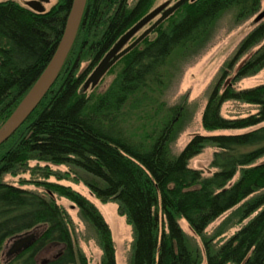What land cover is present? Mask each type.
Masks as SVG:
<instances>
[{
    "label": "trees",
    "instance_id": "trees-1",
    "mask_svg": "<svg viewBox=\"0 0 264 264\" xmlns=\"http://www.w3.org/2000/svg\"><path fill=\"white\" fill-rule=\"evenodd\" d=\"M261 1L188 0L110 68L116 75L103 92L88 94V76L154 0L133 5L129 0H87L58 78L0 145V264H88L66 212L52 196L4 181L5 174L31 160L65 164L96 196L118 203L134 232L129 264H201V247L181 227V218L200 237L207 264H264V125L258 126L264 122V83L236 85L264 67V19L241 40L202 114L207 130L257 127L196 134L175 154L172 143L190 119V110L186 103L170 106L165 100L182 66L207 46L219 20L229 12L238 22L257 15ZM71 4L59 0L38 12L15 0H0V127L49 62ZM86 61L89 67L81 72ZM229 100L254 104L258 110L225 117L221 109ZM206 146L217 148L210 175L190 166ZM47 187L78 205L103 250L100 264H117L111 229L95 204L70 186ZM224 215L208 234L207 228ZM31 230L37 231V239L5 259L6 243ZM51 251V257H40Z\"/></svg>",
    "mask_w": 264,
    "mask_h": 264
},
{
    "label": "rangeland",
    "instance_id": "rangeland-1",
    "mask_svg": "<svg viewBox=\"0 0 264 264\" xmlns=\"http://www.w3.org/2000/svg\"><path fill=\"white\" fill-rule=\"evenodd\" d=\"M15 1L29 7L28 1L30 0ZM58 1L59 0H50L49 2L44 3L45 9L49 10ZM176 1L177 0H154L148 13L165 2L173 4ZM129 2L133 5L136 0H129ZM263 9L264 0L261 1V10ZM255 17L256 15L238 22L232 12L226 13L219 20L214 34L207 46L198 55L187 61L182 66L179 74L169 87L165 94L167 104L171 106L186 103L190 110V119L184 129L180 132L177 139L172 143L171 148L173 153L177 154L181 152L196 134L213 135L222 133H241L257 127L254 126L245 129L207 130L202 124V114L206 106L209 93L215 82L220 77L226 63L235 55L241 40L256 26ZM153 34L154 33L152 32V35ZM249 55L250 54L244 56L241 62L245 61ZM88 67L89 62L86 61L82 64L80 71L84 72ZM115 75L116 70L111 73L108 71L96 87H89L87 89V93L89 94L93 91L103 92L110 85ZM230 78L231 76L228 77V79ZM262 83H264V67L253 75L241 78L236 85L239 88H247ZM257 110L258 107L254 104L229 100L223 104L221 112L225 117L233 118L246 116L257 112ZM261 125H264V122L258 126ZM216 150L217 148L214 146H206L202 152L190 160V166L202 169L205 175L212 174L215 169L211 167V161ZM262 160H264V157ZM69 171L70 175H65L64 177V173ZM77 175L79 174H76L74 169L65 164L56 165L31 160L19 166L14 172L5 174L4 181L16 185H22L24 188L38 191L46 196H52L66 212L75 244L77 248L87 257L88 264H100L103 256V250L95 232L81 217L78 205L69 198L60 195L58 192L52 193V191L48 189L47 183L66 185L79 191L95 204L108 223L116 249L117 264H129L132 254L134 232L128 218L126 215L121 213L119 205L116 201H103L91 192L89 187L85 185L82 180L78 179L79 176ZM225 215L217 219L207 228L206 231L208 234H211L215 230ZM179 222L184 231L194 238H192V240L197 244V246L201 247L204 257L201 264H207L200 237L194 234L186 219L181 218ZM237 228L238 226L231 227L225 232L223 237L219 238V241H223L228 238ZM12 242L13 240H10L5 245V259L9 257L8 250ZM53 252L54 251H51L50 254L43 253L40 257H42V259L49 258Z\"/></svg>",
    "mask_w": 264,
    "mask_h": 264
},
{
    "label": "water",
    "instance_id": "water-1",
    "mask_svg": "<svg viewBox=\"0 0 264 264\" xmlns=\"http://www.w3.org/2000/svg\"><path fill=\"white\" fill-rule=\"evenodd\" d=\"M49 1L50 0H30L28 1V6L35 11L44 12L46 10L44 3ZM187 1L188 0H177L173 4L165 2L141 18L134 26L125 32L105 54L86 79L84 87L89 88L96 86L120 58L140 44L162 22ZM86 3L87 0H72L63 34L49 62L17 108L0 127V145L8 140L27 120L55 83L76 39ZM263 19L264 9L260 10L256 15V25ZM38 235L36 230H31L11 239L13 242L8 250V255H16L28 248L37 239Z\"/></svg>",
    "mask_w": 264,
    "mask_h": 264
}]
</instances>
